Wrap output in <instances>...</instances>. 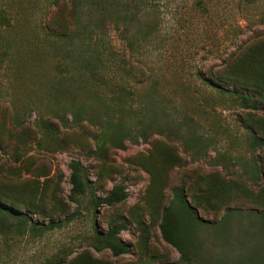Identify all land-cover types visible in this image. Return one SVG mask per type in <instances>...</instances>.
<instances>
[{
    "label": "rangeland",
    "instance_id": "rangeland-1",
    "mask_svg": "<svg viewBox=\"0 0 264 264\" xmlns=\"http://www.w3.org/2000/svg\"><path fill=\"white\" fill-rule=\"evenodd\" d=\"M56 1L0 0L11 15L0 26V186L36 225L0 219V264H55L85 254L107 264H233L246 232L264 247L261 219L252 225L234 217L224 230L230 244L221 229L193 227L199 248L185 261L161 228L177 189L204 221L220 220L228 206L264 209V147L253 142L260 132L252 127L264 112L205 81L252 34L264 35V0L132 4L101 35L95 5L87 3L91 18L82 25L95 31L88 39L47 32V24L74 27L71 2ZM92 65L97 77L87 70ZM67 107L94 122H72ZM66 111L68 126L58 116ZM42 119L59 129H43ZM74 161L92 183L77 201L70 198ZM116 185L127 198L95 207L92 196L101 199ZM52 219L61 224L48 228ZM122 222L118 237L128 252L94 246L103 244L97 231L105 235Z\"/></svg>",
    "mask_w": 264,
    "mask_h": 264
},
{
    "label": "trees",
    "instance_id": "trees-1",
    "mask_svg": "<svg viewBox=\"0 0 264 264\" xmlns=\"http://www.w3.org/2000/svg\"><path fill=\"white\" fill-rule=\"evenodd\" d=\"M72 6V20L74 27L73 29L67 31H58L53 25H45V29L49 34H54L57 37L72 36L78 33L86 34L89 36L90 33L95 31H90L85 25H82V20L90 19L91 13L89 9L91 6L86 5L91 3L92 6L95 5L94 9L96 10V27H99V32L101 34L106 32L107 24L113 23L117 24L119 20H125L126 16L117 15L119 10H125L132 7V4L135 5V8H138L140 5H146L147 3H153L156 0H69ZM101 3H100V2ZM248 4H254L257 0H244ZM59 3V0L56 1V4ZM116 14V16H115ZM133 11L130 16H135ZM11 24V15L9 12L0 6V26L10 25ZM88 33V34H87ZM88 43V42H86ZM131 41L129 40V45ZM87 70L91 72L93 77H97L98 72L96 70V65L87 67ZM105 80V79H101ZM107 81V80H105ZM205 81L211 86L217 89L220 93L226 94L230 97L237 99L244 108L253 109L255 111L264 112V35L252 34L248 41L241 44L237 49L232 51L225 59L222 61V66L218 69H211L208 79ZM108 84L114 85L117 82L108 80ZM119 90L123 91V95L127 96L130 92L128 91L125 84L116 85ZM225 86L232 87V89H227ZM120 101H124V98H120ZM67 111L71 113L73 117L72 122L79 123L83 118H87L90 121L94 122L92 116H83L81 110H76L72 107H67ZM67 111L61 114H58L59 120L63 123L64 126H68L69 118ZM41 125L43 129H49L51 132L55 129H59L56 124L50 120L42 119ZM259 129L260 135L254 132L253 142L256 145L264 147V122L262 123H253L252 127ZM151 129V128H149ZM48 130V131H49ZM49 131V132H50ZM147 139V138H145ZM114 142H116L114 140ZM117 144H122V147H125L123 143L118 142ZM263 164V173H264V158L262 159ZM70 183L72 184L70 198L76 200L81 195H85L88 191L92 189V183L89 178L87 169L80 161H74L71 164V175ZM11 195L13 198L11 199ZM14 194L9 187L0 186V219H4L6 215H11L16 217L18 222H21L23 225L31 223L32 226H36L31 219L16 210L12 207L18 209L20 202L15 201ZM184 189H177L175 198L176 201H172L165 209L163 222L161 224L162 232L164 238L174 244L181 254L182 260L190 261L193 254H196L197 249L199 248V242L197 240L196 234H190L189 231L193 230L196 225L207 224L213 228L221 230H227L232 219L234 217H246L251 224L254 225L255 221L261 219V225L259 226L260 232L263 235L264 239V209L259 210L258 208H251L245 210L240 207L228 206L225 210V213L220 220L216 222L204 221L198 213L196 203L191 205L185 196ZM127 198L126 192L123 189L122 185L114 186L109 193L99 199L95 195L92 196V201L95 207L100 206L101 204L116 205ZM16 203H14V202ZM10 202V206H9ZM176 219V226L175 220ZM61 221L52 219L48 228H54L57 225H60ZM126 228L125 222L115 223L111 228L106 232L105 235L97 231L98 241L103 243L101 246L94 245L97 249L108 247L112 250L114 255H120L129 251L128 247L122 243L119 239L118 234ZM222 231V232H223ZM228 231V230H227ZM227 231L225 233V239L228 244H230V235ZM247 233V232H246ZM244 234L242 236L240 243L244 246L241 253L238 254L233 264H264V247L261 245L260 240L258 242L251 243V237L249 234ZM263 241V240H262ZM77 258L73 259L70 262H67L66 257H59L55 264H107L103 261H99L90 254H85L84 256H76ZM227 264V263H226Z\"/></svg>",
    "mask_w": 264,
    "mask_h": 264
}]
</instances>
